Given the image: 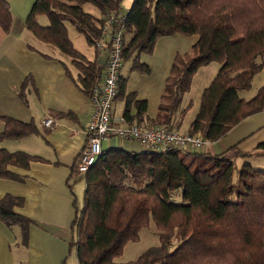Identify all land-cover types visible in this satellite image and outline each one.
<instances>
[{"label":"trees","instance_id":"obj_1","mask_svg":"<svg viewBox=\"0 0 264 264\" xmlns=\"http://www.w3.org/2000/svg\"><path fill=\"white\" fill-rule=\"evenodd\" d=\"M119 1L34 0L25 16L26 28L37 39L72 58L78 70L75 81L88 96L101 79L102 66L96 57L88 60L74 47L65 22L94 48L103 13L117 10ZM87 2L100 9L99 18L83 10L81 5ZM37 15H46L49 23L41 25ZM12 21L9 2L0 0L1 30L9 32ZM124 25L123 61L131 58V70L145 74L150 67L139 56L152 54L160 37L197 35L190 53L174 56L153 118L147 117V101L138 99L136 92L126 93L127 79L119 77L116 98H124L126 121L177 130L190 107H181L182 95L195 72L211 61L221 65L201 93L188 133L215 142L245 117L264 110V80L253 97L239 96V90L250 87L253 77L264 70V0H134ZM27 82H22L19 92L24 102ZM1 118L0 139L40 133L33 120ZM234 148L219 154L103 149L84 173L83 205L72 224L74 236L69 245L78 263L264 264V169L247 161L236 166L238 157L264 156V142L250 152ZM40 159L23 151L0 149V177L21 180L8 166L27 168L30 161ZM21 203L20 197L10 194L0 197V218L9 226L20 225L25 239L31 221L13 210ZM151 219L159 231V244L134 260L116 263L125 245L138 240ZM173 240L177 244L170 250Z\"/></svg>","mask_w":264,"mask_h":264},{"label":"crops","instance_id":"obj_2","mask_svg":"<svg viewBox=\"0 0 264 264\" xmlns=\"http://www.w3.org/2000/svg\"><path fill=\"white\" fill-rule=\"evenodd\" d=\"M25 11L12 13L9 32L0 28V131L4 126L1 117L8 115L22 121L33 120L40 133L0 139V149L23 151L41 159L30 161L27 168L8 166L10 171L23 177L21 180L0 177V197L6 194L20 197L22 203L13 210L31 221L24 239L20 225L9 226L0 218V247L6 250L11 241L18 240L24 247L25 264H79L75 249L69 244L74 236L72 224L76 211L83 205L85 175L75 172L74 165L85 144L84 126L89 117L90 100L75 81L78 70L72 58L65 60L57 47L37 39L25 26L26 7ZM196 39L195 35L175 33L157 40L152 54L143 58L150 67L148 74L141 73L149 82L143 93L128 87L132 75L140 72L131 67L126 77L119 72L120 78L127 79L126 93L136 92L138 99L147 101V117L153 118L157 113L174 56L190 51ZM95 57L94 47L93 58L86 59ZM140 57L141 54L139 60ZM97 62L100 63L98 58ZM153 72L155 81L150 79ZM25 79L28 82L24 102L19 92ZM118 100H121L119 107ZM123 110L124 98L118 97L113 103V117L122 116ZM46 117L54 120L51 127L43 124ZM189 123L180 130L185 131ZM261 142H264V111L246 117L224 137L212 142L208 151L219 154L236 146V150L250 152ZM102 146L103 149L141 151L136 141L118 138L104 141Z\"/></svg>","mask_w":264,"mask_h":264},{"label":"built area","instance_id":"obj_3","mask_svg":"<svg viewBox=\"0 0 264 264\" xmlns=\"http://www.w3.org/2000/svg\"><path fill=\"white\" fill-rule=\"evenodd\" d=\"M126 12L108 10L102 15L101 33L95 42L96 57L102 76L90 91V112L84 126L85 145L77 163V172L86 173L103 151V142L111 138L139 143L142 151L166 152L173 149L206 151L210 142L198 135L180 134L165 125L128 122L124 116L113 117V103L118 94V80L123 63ZM54 120L46 117L43 124L51 127Z\"/></svg>","mask_w":264,"mask_h":264},{"label":"rangeland","instance_id":"obj_4","mask_svg":"<svg viewBox=\"0 0 264 264\" xmlns=\"http://www.w3.org/2000/svg\"><path fill=\"white\" fill-rule=\"evenodd\" d=\"M25 1H27V4L25 3ZM33 1L34 0H10V4H11L10 9L12 11L11 13H13V15H15L16 12H22V14H24L26 12L25 7L28 12L30 10V7ZM133 1L134 0H120L119 8L117 10L121 13L126 12L130 8ZM81 6L85 12L91 14L93 17L99 18L101 16L100 9L94 3L87 2V3H83ZM13 9H15V12ZM37 21L41 25H44V24L46 25L49 23L48 17L46 15H37ZM65 26L67 29L68 36L73 42L74 47L78 49L82 54H84L88 59H92L93 58V47L87 43L85 36L79 31H77L70 22L66 21ZM190 52L191 51H188L187 53H190ZM60 53H61L60 54L61 57H63L67 61H70V56L63 54L62 52ZM146 55L148 56V54H145V53L141 54L140 60L142 62H143V58L146 57ZM180 55L183 56V54H180ZM131 63H132L131 58L123 62L121 66V70H120L123 77H126L127 75L130 74ZM220 65L221 63L219 61H211L205 65H202L195 72V74L191 78L189 89L186 92H184V94L182 95V100H181V107H186L188 104H190V107L188 111L186 112L180 127L177 130L171 129L169 127L171 130L178 132L180 134L198 135L206 139L207 141L210 142L209 148L211 146L212 141H210L209 139H207L206 137L202 136L199 133L191 134V133H188L187 130L181 131L180 128L182 129L183 128L182 126H184V124H188L194 118L198 110L201 93L203 89L206 86H208L213 76L217 73ZM136 73H139V72H136ZM144 77L145 75L141 73L133 74L128 82V87L130 89L134 88L136 90H139L140 93L145 92L149 87V82H147L146 78ZM155 78H156V74L153 72L150 79H153L155 81ZM263 80H264V70L257 73L253 77L250 87L239 90V96L244 99H249L253 97L254 94L257 92L258 88L262 85ZM119 103H121V100H118L116 104L118 107H119ZM261 111H264V110H261ZM261 111H258V112H261ZM244 161L249 162L254 168L264 169V156L263 155L249 156L247 158L238 157L236 159V166L240 167V165ZM158 234H159V231L156 228L153 219H151L149 224L140 230L139 239L136 241H129L125 245L122 254L115 259L116 263H124L130 260H134L138 256H140V254L146 251L148 248L157 246L159 244ZM176 244H177V241L173 240V242L169 246V249L172 250ZM23 251H24V247L22 246V244H20L18 240L11 241V244H9V248L6 250L3 247H0V264H25Z\"/></svg>","mask_w":264,"mask_h":264}]
</instances>
